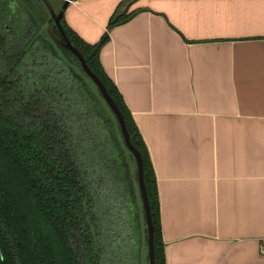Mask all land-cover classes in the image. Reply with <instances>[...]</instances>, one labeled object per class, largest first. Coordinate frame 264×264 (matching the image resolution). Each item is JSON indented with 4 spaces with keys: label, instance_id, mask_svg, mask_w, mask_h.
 <instances>
[{
    "label": "crops",
    "instance_id": "obj_1",
    "mask_svg": "<svg viewBox=\"0 0 264 264\" xmlns=\"http://www.w3.org/2000/svg\"><path fill=\"white\" fill-rule=\"evenodd\" d=\"M128 1L75 0L65 21L110 36L100 60L149 150L166 264H264V0ZM118 12L135 15L109 29Z\"/></svg>",
    "mask_w": 264,
    "mask_h": 264
},
{
    "label": "trees",
    "instance_id": "obj_2",
    "mask_svg": "<svg viewBox=\"0 0 264 264\" xmlns=\"http://www.w3.org/2000/svg\"><path fill=\"white\" fill-rule=\"evenodd\" d=\"M41 2L49 19L28 15L26 23L18 24L8 13L0 14V264H107L112 250L120 251L122 258L129 248L118 240L108 241L107 235L111 220L123 211L131 216V230L143 233L144 229L140 234L148 261V231L134 179L135 160L117 120L79 61L58 46L45 28L53 26L54 20ZM134 15L116 14L109 29ZM4 23L12 27L11 33ZM62 25L106 85L125 117L132 143L143 156L156 264H166L157 178L149 150L100 60L110 36L105 34L92 45L65 18ZM56 34L61 37L58 29ZM130 244L132 261L134 256L135 264H145L133 252L132 240ZM121 258L116 263H123Z\"/></svg>",
    "mask_w": 264,
    "mask_h": 264
},
{
    "label": "water",
    "instance_id": "obj_3",
    "mask_svg": "<svg viewBox=\"0 0 264 264\" xmlns=\"http://www.w3.org/2000/svg\"><path fill=\"white\" fill-rule=\"evenodd\" d=\"M28 1L31 2L30 0ZM42 1L45 3L47 9L49 10L54 20L53 26L47 25L46 27L53 41L61 48L71 52L79 61L81 68L83 69L85 74L89 77V79L92 81L96 89L99 91L104 102L106 103L110 111L113 113L115 119L117 120L126 148L129 151V153H131V155L135 160L136 173H134V179L138 182L143 211L145 215L146 227L148 231V251H147L148 261L146 259V255H144L145 264H156L155 226H154L147 186L145 182L143 156L141 152L136 148V146L132 143L125 117L122 111L120 110V108L118 107V105L116 104V102L114 101V99L112 98V96L110 95L106 85L101 80V78L92 70V68L88 64V61L86 60L84 55L80 52V50L72 43V41L68 37L62 25V21L65 18L66 10L69 4L75 0H65L61 10L58 13L55 11L53 5L48 0H42ZM56 29H58L59 32L61 33V37H58V35L56 34Z\"/></svg>",
    "mask_w": 264,
    "mask_h": 264
},
{
    "label": "rangeland",
    "instance_id": "obj_4",
    "mask_svg": "<svg viewBox=\"0 0 264 264\" xmlns=\"http://www.w3.org/2000/svg\"><path fill=\"white\" fill-rule=\"evenodd\" d=\"M24 0H20L18 1V6L17 9H14L11 14V16L13 17L14 22L16 23H26L25 21L27 20L28 15L30 16H34L37 19H42V18H50V15L48 14L46 8L44 7V5L42 4V0H31V3L29 1H25L24 4L23 2H21ZM59 3V2H58ZM33 4V8L31 9L30 5ZM6 5V0H0V7H5ZM29 5V7H28ZM23 6V7H22ZM60 3L59 6L55 9V11L58 13L61 9H60ZM25 8V9H24ZM6 9H0V14L4 13ZM26 11V13L24 12ZM24 13V14H23ZM10 15V14H9ZM25 17V20H23ZM39 21V20H37ZM12 23V22H11ZM47 27V24L45 26V28ZM118 212V211H116ZM121 212V211H120ZM119 213V212H118ZM121 216V218H120ZM118 217V216H117ZM123 224H122V223ZM107 224V223H106ZM111 231L108 232V241H114V243L120 242L119 244L121 246L126 245L129 249H125L126 252H123L122 254V258H121V254L120 251L116 252L114 250L111 251V254L108 255V262L107 264H118L116 263V260H121L123 261V263L121 264H135L136 259L133 256V261H132V256H131V252L132 249L130 247V241H133L132 244V248H133V252L137 254V256L145 262V256H144V252L146 250L145 247V239H144V229H143V233L142 230L139 231H135V229L133 228V230H131V216L129 215V213L127 211H123L120 215L119 218L117 220H115V218L113 217V219L111 220ZM140 232L142 234H140ZM133 234V237H132ZM134 239V240H133ZM142 243V246H140ZM112 249V247H111ZM144 251V252H143ZM107 261V256L106 259ZM106 263V262H105Z\"/></svg>",
    "mask_w": 264,
    "mask_h": 264
},
{
    "label": "flooded vegetation",
    "instance_id": "obj_5",
    "mask_svg": "<svg viewBox=\"0 0 264 264\" xmlns=\"http://www.w3.org/2000/svg\"><path fill=\"white\" fill-rule=\"evenodd\" d=\"M18 1H20V0H6V5H5V7H0V9H6L5 10V12L4 13H8V14H10V17L9 18H12V16H11V14L13 13L12 11L14 10V9H17V7H19L17 4H18ZM25 1L26 0H24V2L23 1H21V2H23L24 4H26L25 3ZM28 1V0H27ZM31 1V0H30ZM34 1H36V0H34ZM31 3V2H30ZM27 5V4H26ZM23 7V6H22ZM28 7H29V5H28ZM30 7H31V9H34L33 7V4L32 5H30ZM25 9V8H24ZM25 13H26V11H24ZM24 14V13H23ZM4 22H6V17H4ZM23 20H25V17H24V19ZM5 25V28L7 29V31L8 32H10L11 33V31H12V27L11 26H9V24H7V23H4Z\"/></svg>",
    "mask_w": 264,
    "mask_h": 264
},
{
    "label": "built area",
    "instance_id": "obj_6",
    "mask_svg": "<svg viewBox=\"0 0 264 264\" xmlns=\"http://www.w3.org/2000/svg\"><path fill=\"white\" fill-rule=\"evenodd\" d=\"M263 254H264V250H263Z\"/></svg>",
    "mask_w": 264,
    "mask_h": 264
}]
</instances>
